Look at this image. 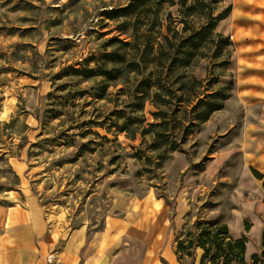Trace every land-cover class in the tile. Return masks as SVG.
<instances>
[{"label":"rangeland","instance_id":"obj_1","mask_svg":"<svg viewBox=\"0 0 264 264\" xmlns=\"http://www.w3.org/2000/svg\"><path fill=\"white\" fill-rule=\"evenodd\" d=\"M174 1L153 0L124 16L134 0H0V204L18 189L11 163L23 158L35 197L59 227L99 232L121 213V201L157 198L167 232L185 247L182 264H194L202 231L222 224L247 239L244 263L233 264H253L264 251V190L242 179V147L247 124L264 118L263 105L248 98L262 91L264 0L214 7L219 14L232 6L216 29L233 43L221 56L218 38L195 57L152 62L155 53L134 49H144L142 33L154 41L161 20L164 34L170 27L185 37L205 22L208 9L184 17ZM112 51L127 53L139 69L125 66L115 80L71 75L84 60L107 71L122 67L104 59ZM150 80L158 86L149 90ZM219 94L230 95L224 108L198 125L204 101ZM215 159L219 168L207 172Z\"/></svg>","mask_w":264,"mask_h":264},{"label":"crops","instance_id":"obj_2","mask_svg":"<svg viewBox=\"0 0 264 264\" xmlns=\"http://www.w3.org/2000/svg\"><path fill=\"white\" fill-rule=\"evenodd\" d=\"M258 78L263 81L256 87L262 91L248 98L264 107V76ZM259 121L244 130L242 179L253 178L262 186L264 180L252 173L256 170L264 177V118ZM14 160L11 166L20 184L7 195L9 205L0 204V264H182L177 241L166 230L167 211L160 199L121 201V213L109 216L99 232L87 226L65 229L47 217L35 197L27 161ZM220 163L213 160L207 172L215 173ZM202 254L197 250L194 264H200Z\"/></svg>","mask_w":264,"mask_h":264},{"label":"trees","instance_id":"obj_3","mask_svg":"<svg viewBox=\"0 0 264 264\" xmlns=\"http://www.w3.org/2000/svg\"><path fill=\"white\" fill-rule=\"evenodd\" d=\"M157 1V0H156ZM227 0H179L178 4L181 8V13L184 11V17H192L198 14V12H206L205 10L208 9V11L205 13V22L203 26L200 27V29H193L190 31L188 35L185 37L180 36L179 32H173L170 27H167L166 34H164L161 30L164 28L163 22L160 20L158 21V26L160 27V31L158 34V37L154 39V41L149 40L150 33L144 32L142 33L145 38L148 40L145 44H143V50L141 49L140 44H136L137 46L134 47V49H137L136 51L138 53L145 52V53H155L156 56L152 59V62L157 61V58L160 56H167L169 59H177V56L180 54H184L186 56L195 57L196 52L205 48L209 44H214L218 38V42L221 44L219 45L218 49V56L222 55L223 49L226 47H231L233 43L230 41V38H223L219 33H216V29L219 25V23L223 20H225L232 11V6H229L225 11L222 13L216 14L214 11V7L219 6L220 4H223ZM153 2V0H134L131 7H128L126 9H123L121 12L124 14V16H134L135 12L141 8L144 7L148 9V4ZM165 3H169L171 5L175 4L174 0H161L160 4L163 5ZM180 23L188 25L187 22H184L183 20L180 21ZM183 32L186 31L183 29ZM158 38L162 39V42H157L156 40ZM127 47L132 46V43L128 42L126 43ZM157 46V47H156ZM223 48V49H222ZM127 53H122L119 51H112L110 53L104 54V59L112 62L115 66H122L117 69H112L111 71H107L105 69H102V67H91L90 64L92 62H95V59L91 60H84L82 64V68L79 70L74 69L71 75L81 77L82 79L88 80L100 76H107L109 78H113L111 80H115L118 78L120 74H123V71L127 68H133L137 67L139 69V65L135 63V61H126ZM126 66V67H125ZM159 68H163L160 66ZM132 71H135L133 68ZM117 72V73H116ZM158 86L152 85V81H148V88L149 90L153 87ZM149 95V93H148ZM138 100L140 102H144L147 99V97L138 96ZM230 98V95H217L216 99H212L209 101H204L203 103V111L202 113L195 119V121L198 123V125H201L205 123L213 113L220 111L224 108V102ZM203 101H201L202 103ZM144 107V104L142 105V108ZM253 176L263 181L264 177L256 170H252ZM264 189V181L262 185ZM209 226V224H208ZM246 232H249L250 230V224H248L245 228ZM209 245H215V249L217 250L216 254H212L213 248ZM246 245H247V239L245 236H242L241 238H234L231 236L229 229L226 224L219 225L216 227V229L207 228L199 236V239L195 245V253L197 250H202L203 254L200 260V264H233L235 261H239L244 263L245 261V253H246ZM262 245L264 247V230L262 232ZM190 246H192V243H190ZM185 247L182 243H179L177 248V255L178 259L180 261L181 258H179V253L184 250ZM253 264H264V251L261 256L254 255L252 257Z\"/></svg>","mask_w":264,"mask_h":264}]
</instances>
